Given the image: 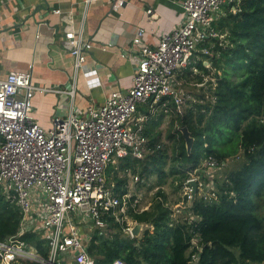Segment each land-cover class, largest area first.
Masks as SVG:
<instances>
[{
  "label": "trees",
  "instance_id": "trees-1",
  "mask_svg": "<svg viewBox=\"0 0 264 264\" xmlns=\"http://www.w3.org/2000/svg\"><path fill=\"white\" fill-rule=\"evenodd\" d=\"M212 26L217 35L198 46L211 49L207 58L216 84L211 83L202 99L185 102L183 113L177 112L180 125L187 126L194 137L191 151L177 126L170 133L172 155L166 170L170 157L167 149L160 148L161 132L146 128L145 157L128 154L117 166L147 176L152 171L148 166L155 164L161 179L170 175L184 186L206 158L221 167L240 157L243 165L216 186L217 199L198 194L186 219L174 218L162 190L156 194L161 198L145 209H135L132 195L127 213L121 217L128 215L143 223L141 237L123 236L127 222L105 213L102 217L108 232L95 228L88 243L98 263L119 258L125 264H264V0H240L236 9L227 7ZM197 67L210 72L204 60ZM126 177L115 175V189L121 195L128 190ZM22 218L20 205L0 186V239L34 244L47 257L49 248L40 234L20 232ZM194 237L199 238L196 243ZM194 254L198 260L193 259Z\"/></svg>",
  "mask_w": 264,
  "mask_h": 264
},
{
  "label": "built area",
  "instance_id": "built-area-1",
  "mask_svg": "<svg viewBox=\"0 0 264 264\" xmlns=\"http://www.w3.org/2000/svg\"><path fill=\"white\" fill-rule=\"evenodd\" d=\"M91 1L86 0V8ZM239 2L184 0L185 20L163 34L157 46L142 42L144 29L140 28L134 41L141 44V57L129 91H113L103 105L90 106L86 116L72 108L66 117H57L51 128L41 126L31 114L34 92L45 89L32 83L31 72L11 71L0 78V186L23 211L20 232L29 230L24 223L33 214L32 196L39 189L45 202L41 207L46 208L41 226L49 248L48 256L43 257L27 243L0 239V264H125L119 258L98 263L76 219H92L95 228L108 227L102 217L105 213L127 222L128 215L123 219L121 214L127 213L129 195L116 193L115 185L107 184L106 171L128 154L142 156L148 116L137 115L139 105L147 104L151 114L159 106L168 112L173 99L175 110L183 113L185 100L178 87L177 71L190 65L200 42L217 35L212 26L214 14L223 5L234 10ZM123 4L124 0H116L113 6ZM65 38L74 58L75 82L92 43L72 30L66 31ZM203 165L216 168V161L206 158ZM192 178L198 181L199 193L211 188L213 195L204 192L205 199H217L215 188L192 175L184 184L190 197L188 181ZM135 223L127 222L123 230L133 236ZM193 259L198 260L196 254Z\"/></svg>",
  "mask_w": 264,
  "mask_h": 264
},
{
  "label": "crops",
  "instance_id": "crops-1",
  "mask_svg": "<svg viewBox=\"0 0 264 264\" xmlns=\"http://www.w3.org/2000/svg\"><path fill=\"white\" fill-rule=\"evenodd\" d=\"M115 1L92 0L86 8V0H0V78L11 71H29L32 83L45 87L34 92L31 111L44 128H51L57 117H66L72 108L86 116L90 106L103 105L113 91L128 92L141 57V44L134 41L138 30L144 29V44L157 46L163 34L186 18L184 0H124L123 5L114 7ZM217 13L214 22L225 11ZM70 30L92 43L75 82L74 58L65 38ZM208 52L211 54L209 47L197 46L190 65L176 73L185 102L202 99L211 83L216 84ZM199 60H204L210 72L197 67ZM163 109L159 106L157 111L168 113ZM156 112L151 114L147 104H140L137 115ZM146 122L150 124L148 119ZM111 184L116 187L115 182ZM114 191L121 193L119 189ZM32 197L33 214L25 220L24 227L45 239L41 226L46 213L41 205L45 202L39 189ZM90 225L89 232L94 229L92 219ZM81 233L89 243L90 233ZM27 246L37 249L34 244Z\"/></svg>",
  "mask_w": 264,
  "mask_h": 264
},
{
  "label": "rangeland",
  "instance_id": "rangeland-1",
  "mask_svg": "<svg viewBox=\"0 0 264 264\" xmlns=\"http://www.w3.org/2000/svg\"><path fill=\"white\" fill-rule=\"evenodd\" d=\"M227 7L229 6L223 5L217 14L218 15L222 14V12H224ZM173 103L174 101L173 99H171V101L169 102V106L171 109L168 111V113H165L164 115L163 114L164 112L162 113L157 111L156 114L147 117L148 122H150V124L145 122L146 128L154 127L155 130H159L161 132L160 142L162 146L160 148L167 149L169 153L168 155L170 157V159L167 160L168 161L167 165L165 166L166 170H168L170 167L171 155H172L173 141L170 138V133L174 132L177 126L178 127L181 126L179 116L177 115V111L174 110L175 103L174 104ZM183 107L185 108V105H183ZM154 123L157 124V126ZM146 139L147 142L144 145V149L142 153L143 157H145L144 151L148 149L149 137H146ZM241 160L242 158L240 157H234L232 159H229L221 167H216V168L214 167L208 168V166L204 167L203 165L204 160H203L201 162V165H199V168L194 169L192 171L193 172L192 176L199 177L198 175H201V180L206 184L207 187L216 188L218 184L222 183L223 179L226 178L228 173H230L233 170H237L243 165V161ZM118 161L119 160H117L115 163H111L107 168L106 171L107 184L111 185L112 182H116L115 180L116 173L118 177L121 176L124 177L125 175H127L126 177L128 180L127 186L129 189V193H128L129 196L127 197L131 198L132 195H135L136 198L133 201L134 206H136L135 209H137V207L140 209L148 208L155 198L156 199L161 198L160 195L156 196V194L159 190H162L166 194L167 204L172 208V211L176 213L175 219L177 220L186 219L187 217L191 216V213H189L190 194H187L188 190H186L184 186H179L178 180H176L173 176L169 175L161 179V177L159 176V171L155 170L157 167L155 164H151L150 166H148L150 169H152L151 175L140 176L139 173H134V171L131 169L124 170L122 169V167L121 168L118 167L117 166ZM113 166H115L116 168ZM136 175L138 176V179L135 178ZM207 189H204L202 193L198 192L197 196L199 194V196L202 197L204 192L208 193L209 195H213V192H209V190L212 191L211 188L210 189L207 188ZM188 195L189 197H187ZM128 207H129V203H127L126 206L127 210ZM126 220L128 223L134 221L130 216L126 217ZM76 222L82 225L83 227H85L82 228V232L84 235H88L90 233L91 236L93 234V230L95 229V227L89 232L91 226L89 218L83 220L81 217H79L76 219ZM145 227L146 226L144 225L140 236H136V237L142 236ZM104 232H108L107 228H104ZM127 235L128 233L124 231L123 236H127ZM194 240L195 241H193V243H196L197 238H194Z\"/></svg>",
  "mask_w": 264,
  "mask_h": 264
},
{
  "label": "water",
  "instance_id": "water-1",
  "mask_svg": "<svg viewBox=\"0 0 264 264\" xmlns=\"http://www.w3.org/2000/svg\"><path fill=\"white\" fill-rule=\"evenodd\" d=\"M184 138L186 141V146L188 152L191 151L193 143H194V137L191 135L190 130L188 129L187 126H180L179 127ZM188 184L191 186V197H190V204H193L194 201L197 198V193H198V181L195 178H192L188 181ZM144 224L141 222H136L134 226L132 227V235L133 237L140 236L142 229H143Z\"/></svg>",
  "mask_w": 264,
  "mask_h": 264
}]
</instances>
